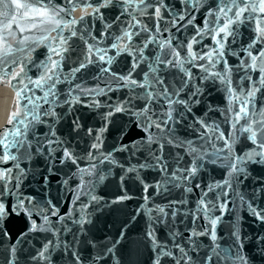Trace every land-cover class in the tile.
Wrapping results in <instances>:
<instances>
[{"label": "snow or ice", "instance_id": "snow-or-ice-1", "mask_svg": "<svg viewBox=\"0 0 264 264\" xmlns=\"http://www.w3.org/2000/svg\"><path fill=\"white\" fill-rule=\"evenodd\" d=\"M179 5L176 7L166 0H60L59 3L56 0H0V16L7 20V23L0 21V239H11L7 224L11 216L23 213L29 221L27 231L22 232L7 250L8 257L12 258L9 264H16V246L21 245L23 238L30 233H46L51 237L46 239L33 260L51 264L52 254L63 248L69 252L71 264H84L80 252L75 249V242L61 239L62 231L71 229L66 224L63 229L59 225L72 218V223L78 225L77 232L72 233L76 238L78 232L90 223V213H86L89 205L81 201V193L97 204L102 199L93 194V188L103 182L105 176L93 170L98 158L101 163H117L111 152L102 151L104 134L116 123L113 118L117 114L131 117L128 122L139 130V135L131 144L120 142L114 150L129 152L132 156L139 153L145 162L127 168L120 165L123 169L117 186L120 194L111 203L121 204L131 199L125 189V177L129 173L134 174L133 178L143 185L145 191L149 188L167 191L172 186L192 192L193 181L207 164L224 169L221 180H213L205 186L206 190H201L195 209L184 210V215L191 217L190 226L185 229L188 235L173 228L168 234L169 242L164 243L157 238L155 229L147 232L154 253L153 264H162V261L163 264H220L221 260L228 264H252L244 251V237L241 235L244 217L238 214V209L264 228V180L259 179L260 169H264V0H179ZM10 7L22 11L9 15ZM201 9L202 24H197L196 13ZM107 11L117 14L106 20ZM145 16L152 21L151 27L144 22ZM121 17L130 19L122 20ZM97 22H100V29L93 34ZM248 22L255 26L246 47L242 48L246 55L241 57L232 45L240 35V26ZM114 24L118 25V34L108 31ZM13 27L18 30V35L13 33ZM189 27L190 34L174 43L175 33L171 29L180 32ZM165 33L169 35L165 37ZM105 37L111 42L105 44ZM74 38L79 43H74ZM208 38L210 43L205 44L204 40ZM150 46L153 47L146 55ZM38 49H43L40 55L44 59L33 58L32 53ZM110 52L113 54L109 55ZM17 53H26L25 59H19ZM229 54L237 56L239 63L230 65ZM121 55L131 58L127 72L113 68ZM66 61L71 65L67 72L64 71ZM142 64L141 73H136ZM221 64L223 66L214 71ZM29 65L37 69L36 78L28 75ZM92 67L96 68L92 79L98 83L95 87H87L79 82L77 73ZM193 68H198L203 75L197 78ZM169 69H178L182 75L179 79L175 74L169 78L166 76ZM234 71L242 73L235 87L232 82ZM253 73L257 75L253 76ZM197 79L201 83H196ZM208 80L219 81L227 93V106L223 110V122L229 126L227 131H221L220 124L208 117L209 112L216 111L213 105L205 104L203 115L194 111L205 95L202 82ZM101 82L104 87L99 86ZM61 84L67 87L58 89ZM2 89L9 90L11 106L4 105ZM122 89H127L125 98L115 103L111 98L108 101L96 98ZM62 105L68 108L65 113H58L56 109ZM76 105L97 110L101 118L98 128L85 131V135L92 137L85 155L77 152L72 140L56 130L62 116ZM100 108L105 111H98ZM181 124L185 129H191L203 144L196 147L194 141L182 139L178 135ZM37 126H44L47 131L40 134ZM82 127L79 118H74L69 135L79 133ZM118 130L121 138L127 134L123 126ZM241 137L245 146L237 151ZM209 144L213 151L202 152L201 148ZM166 148L168 155H172V148H183L191 159L182 164L180 154L176 153V162L169 171ZM36 158L43 161L41 175L49 183V178H57L64 166L75 167L62 183L66 191L74 193L70 201L72 208L80 204L78 219L75 218L77 213L72 211L61 215L51 200L41 203L20 192L24 180L35 173L30 165ZM82 161H87L89 167H81ZM22 164L29 167H22ZM250 166L258 173V186L253 187L251 195L245 196L239 186L249 179ZM142 169L161 173L159 182L154 185L145 183ZM94 174V181H84L85 176ZM74 176L82 181L75 189L68 184ZM194 186L201 187L199 182ZM209 193L213 196L209 197ZM187 203L185 198L170 202L168 207L180 204L183 208ZM181 208H173L172 219ZM144 211L151 220L160 221L168 215L160 206L154 209L145 206ZM153 211L158 213L156 217L152 216ZM33 214L42 223H37ZM225 214L232 218L235 251L221 248L217 243L216 229ZM52 217L56 220L53 221ZM200 219L206 223L197 224ZM201 236L211 241L203 256L200 250L205 246L199 239ZM120 238H123V232ZM116 243L106 247L104 252L113 254ZM253 244L264 254V235L258 233ZM103 255V252L98 253L93 258L94 264H98ZM114 264L119 262L114 261Z\"/></svg>", "mask_w": 264, "mask_h": 264}, {"label": "water", "instance_id": "water-1", "mask_svg": "<svg viewBox=\"0 0 264 264\" xmlns=\"http://www.w3.org/2000/svg\"><path fill=\"white\" fill-rule=\"evenodd\" d=\"M6 2H8V0H6ZM56 2L59 3L60 0H56ZM166 2H170L176 7H180L179 0H166ZM8 11L9 15H12L17 11L22 10H15L14 8L10 7ZM116 14V12L107 11L105 18L106 20H111V18ZM202 14L203 9L196 13L195 23L202 24ZM121 19L124 20L130 18L121 17ZM143 19L144 22L148 23L151 27L152 21L148 18V16L143 17ZM0 21L7 23V20H5V18L2 16H0ZM254 26L255 25L251 22L241 25L240 35L237 38L236 43L232 45V48L237 53H239L241 57L246 55V53L242 51V48L246 47L249 37L253 34L252 28ZM0 27H2V24H0ZM117 27L118 25L114 24L113 27L108 31L110 33L118 34ZM161 28H163V22H161ZM99 29L100 22H97L93 30V34H95ZM171 31L175 33V43L177 39L184 40L186 35L190 34L191 28L189 27L188 29H181L180 32H176V30L173 28ZM13 33L17 35L19 34L15 27H13ZM35 34L37 33H25V35ZM65 35H67V33H65ZM168 35L169 33L164 34L165 37ZM135 39L138 40L139 38L137 37ZM104 42L105 44H108L111 42V40L110 38L105 37ZM74 43L79 42L75 41L74 38ZM204 43L209 44L210 38L205 39ZM152 47L153 46H150L149 50L145 52L146 55L149 54V51ZM42 51L43 49H38L37 52L32 53L33 58L39 57V59H44V57L40 55ZM112 54V52L109 53V55ZM181 54L183 55V52H181ZM17 56L19 59L23 60L25 59L26 53H17ZM73 58H75V54H73ZM130 59L131 58L127 55H121L117 57L113 68L115 70H123L124 72H127ZM227 59L230 65L239 63V59L235 55L229 54ZM25 63H27L26 60ZM222 66V64L218 65L217 69H214V71L219 70V68ZM4 67L7 68L8 65H4ZM69 67H71V65H69L66 61L64 65V71L67 72ZM185 67L189 66L185 65ZM29 68L30 71L28 72V75L36 78L37 69L31 65H29ZM143 68L144 65L142 64L140 68L136 69V73H141V69ZM95 72L96 68L92 67L90 70H87L83 73H77V79L81 84H84L87 87H95L98 83L96 80L92 79V73ZM192 72L197 78L203 75V73L200 72L198 68H193ZM172 74H175L176 79H179V76L182 75V73H179L178 69H169V72L166 73V76L172 78ZM241 75L242 73L237 71L232 73L233 87L239 84ZM252 75L255 76L257 74L253 73ZM196 83L199 84L201 81L197 79ZM202 83L205 95L200 98L201 104L196 105L194 107V111L197 112V115H203L204 111L206 110L205 104L213 105L216 111L209 112L208 117L220 124L221 131H227L229 126L223 122L225 115L223 110L227 106V93L224 91V86L219 81L213 83L211 80H208L203 81ZM99 86L104 87L105 85L101 82ZM66 87L67 85L65 84L58 85V89ZM2 91L4 105L6 107L11 106L9 90L2 89ZM126 91L127 89H122L120 91L109 93V96H100L96 98L101 101H108L109 98H111V102L115 103L116 101L125 98ZM37 94L42 95L40 92H37ZM81 98L84 99L83 96ZM61 99H63V97H61ZM86 102L87 101L85 100V103ZM141 102L142 101H138L137 103ZM67 108V105H62L61 107L57 108L56 111L58 113H65ZM98 111L102 112L105 111V109L100 108ZM76 117L79 118L80 124L83 127L79 133H73L70 136L69 128L71 121ZM113 119L116 121V123L111 125L109 127V131L104 134L102 151L111 152L117 163H109L108 161L101 163V160L98 158L95 160L96 167L93 170L94 173L105 176L103 182L96 184L93 188V194L98 197H102V199L97 204L90 201L88 196L81 193V201L84 202V204L89 205L86 209V213H90V223L85 226L83 231L78 232L77 237L74 238L72 233L77 232L78 225L72 223V218L66 219L59 226L63 229V226L66 224L67 228L71 229V231H62L61 239L75 242V249L80 252V256L84 261V264H94L93 258L101 252H103L104 255L103 259L98 261V264H114V261H118L119 264H153L154 253L152 251V244L147 237V232L150 229H155L157 238L164 243L169 242L170 238L168 234L173 228L183 232L185 236L188 235V232L185 231V229L190 226L191 217L185 216L184 210L195 209L196 201H198L201 196V190H206L205 186L209 182L213 180H221L224 175V169L217 167L216 165L207 164L205 166V170L200 174V176L197 177L195 181H193L192 192H185L182 187L178 188L172 186H169L167 191L155 190L153 188H149L147 191H145L143 185L133 178L134 174L129 173L128 176L125 177V189L131 199L125 200L121 204H113L111 202L120 194L117 187L120 182V177L123 175V169L120 167V165H123L124 168H127L130 165H137L138 162L141 164L145 162L144 156L140 155L139 153H137L135 156H132L129 152H117L114 150L115 147L119 146L120 142L131 144L133 138H138L139 130L134 129V126L128 122L130 119H132L129 116H121L120 114H117V116ZM100 124L101 118L97 114V110L84 107L82 105H76L62 116L60 122L56 125V130L58 134H62L64 137L72 140L73 148H75L77 152H79L81 155H85V150L88 149L89 145L92 143V137L85 135V131L88 128H98ZM121 126H123L125 132L127 133L123 136V138H121V133L118 130ZM37 127L40 134L47 131V128L44 126ZM178 135L182 139L186 138L188 140L194 141V146L196 147H199L201 144H203V141L199 140L197 135H193L191 129H185L183 124H181L178 128ZM73 136L75 139H73ZM217 146H219L218 142ZM244 146L245 142L243 141V137H241V143L236 146V150L240 151ZM205 150L208 152L213 151L210 144L204 145V147L201 148L202 152ZM171 152L172 155H168V149H165V156H167L168 163L170 165L169 171H171V165L176 162V153L180 154V157L182 158V164L187 163L188 160L191 159L190 156L185 154V150L183 148H172ZM21 166L29 167L25 164H22ZM80 166L83 168H88L89 164L87 161H82L80 162ZM5 167H7V165H5ZM30 167L35 170V173L34 175L29 174L27 179L24 180L20 187V192L25 197H31L34 201L41 203L51 200L57 205L61 215L72 211L77 213L75 218L78 219L80 204L77 203V207L75 209L72 208L70 201L73 199L74 193L66 191L62 183V181L66 179L68 175L75 171V167L64 166L63 171L58 174L57 178H49L50 183L44 181L43 176L41 175V173L44 171V163L40 158L34 159ZM249 172V179L244 181L239 186V191L245 196L251 195L253 187L258 186V173L256 171H252L251 166L249 168ZM141 173L145 178V183L153 185L159 182L160 176L162 175L153 169H142ZM95 179V174L84 177V181H94ZM259 179L264 180V169H260ZM81 182L82 181L78 177L74 176L68 181V184L73 189H75L77 184H80ZM197 182L200 183V188H196L194 186ZM88 186L92 187L91 184ZM85 191H87V189H85ZM211 196H213V193H209V197ZM144 197H148V199L145 200ZM185 198L187 199L188 203L187 205H184L183 208H181L180 204H173L172 208L168 207L170 202L180 201ZM9 200L11 201L12 198L9 197ZM12 206H14V204ZM145 206L152 209L156 208L157 206L164 207L165 212L168 213V215L166 218L160 221L151 220L147 215H145ZM229 207L231 208L232 205L230 204ZM173 208H181V211L176 215L175 219H172ZM238 214L241 217H244L241 222V235L244 237L243 243L245 245L244 251H246L248 256L251 258L252 264H264V254H261L253 244V238L256 237L258 233L260 235H264V228H262L257 222L249 219L243 210L238 209ZM157 215L158 213L155 211L152 212L153 217H156ZM32 218L36 219L37 223H42L40 218L35 214H33ZM231 219L232 218L228 214H225L223 221L217 226L216 232L217 236L219 237L217 243L221 248H232L233 251H235V245L233 244V237L231 235ZM52 220L55 221L56 217H52ZM205 223L206 221L203 219L197 221V224L200 225ZM7 224L11 234V239H0V264H9V261L12 258L8 257L7 250L15 244V240L22 232L27 231L29 221L26 216L21 213L19 216H11L7 221ZM121 232H123L122 239L120 238ZM47 238H51L50 234L30 233L28 236H25L23 238L24 242L21 245L16 246L17 252L14 258L16 264H41V262L33 260L32 257L36 255L38 250L43 247ZM199 239L205 246L200 250V255L203 256L204 252L208 250L206 246L210 244L211 241L208 237L204 236H201ZM113 242H117L115 244L114 253L109 254L104 252V249L112 245ZM51 264H71L69 252H65L63 248L57 249L52 254ZM220 264H228V262L221 260Z\"/></svg>", "mask_w": 264, "mask_h": 264}]
</instances>
